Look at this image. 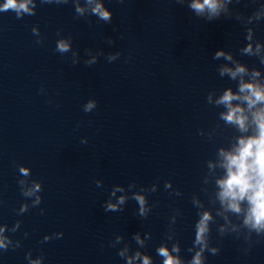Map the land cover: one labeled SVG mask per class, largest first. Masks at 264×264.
<instances>
[{
  "label": "water",
  "instance_id": "water-1",
  "mask_svg": "<svg viewBox=\"0 0 264 264\" xmlns=\"http://www.w3.org/2000/svg\"><path fill=\"white\" fill-rule=\"evenodd\" d=\"M33 2L35 15L18 19L12 10L0 12V227L21 244L0 251V264H29V251L32 259L43 255L42 264H127L136 252L141 257L133 264H142L144 255L162 264L156 249L161 244L170 249L177 241L187 264L198 219L193 195L204 204L200 210L214 217L209 239L220 251L206 252V264H264V239L255 233L249 251L246 230L240 239L232 232L218 234L225 222L216 216L218 202H211L215 189L202 182L205 162L215 161L216 149L230 147L241 135L219 120L223 107L206 102L209 92L215 100L224 89L238 88L239 78L220 77L219 67L234 68L238 62L249 74L259 71L264 83L260 56L242 52L249 43L253 48L259 43L264 55V0H232L228 12L212 21L197 16L191 0H101L113 13L111 23L94 15L77 17L71 0ZM80 3L83 7L84 0ZM40 38L43 42L37 43ZM69 38L72 51L56 52V41ZM85 49L104 55L88 66L84 61L91 55ZM220 50L233 61L214 60ZM117 51L120 57L109 63L107 54ZM89 99L98 104L86 113L83 105ZM21 164L44 190L38 207L18 215L21 204L31 203L17 183ZM216 175H222L219 169ZM165 181H171V188L164 189ZM116 186L124 192L112 202L126 196L124 210L105 212L103 205ZM177 190L182 195L176 196ZM133 194L146 197L152 209L147 219L137 215ZM229 219L234 225L241 222L231 214ZM17 220L21 226L11 233ZM54 232L63 237L42 243ZM136 234L143 246L136 243ZM125 249V256H119Z\"/></svg>",
  "mask_w": 264,
  "mask_h": 264
},
{
  "label": "clouds",
  "instance_id": "clouds-1",
  "mask_svg": "<svg viewBox=\"0 0 264 264\" xmlns=\"http://www.w3.org/2000/svg\"><path fill=\"white\" fill-rule=\"evenodd\" d=\"M42 4H68L69 0H40ZM178 4H183L185 0H176ZM240 0H237L239 3ZM74 5V10L77 17H85L86 15H94L99 21L105 23H111L113 13L109 11L105 4L101 0H84V6H81L80 0H71ZM232 3V0H191L189 7L195 11L199 17H204L208 21L218 19L222 13L228 12V5ZM264 7V5H262ZM36 4L33 0H5L0 5V12H7L12 10L16 13V17L22 18L23 14L35 15L34 9ZM260 19L259 14L256 16ZM32 33L35 36H40L39 31L36 28L32 29ZM59 35V33H58ZM247 39L252 40L251 31H249ZM37 43H42V38L37 39ZM108 44L111 45L114 41L109 38ZM56 52L61 54L72 51L71 39H58L56 41ZM243 54L249 56H260V63L264 64V55H261L262 47L259 43L253 48L249 43L247 47L242 49ZM86 55H91L90 49H85ZM76 53H73L75 56ZM104 55L102 51L97 55H91V59H87L84 63L88 66L94 65L98 61V57ZM120 52L109 53L106 59L109 63L117 60L120 57ZM221 58L232 62L233 57L231 54L225 53L220 50L217 51L213 59L220 60ZM127 59H130L128 57ZM77 61H73V64ZM235 67H229L227 65H221L218 69L220 77L227 76L230 80L236 81L239 78L238 88L234 92L231 87L223 90L222 94L213 100V92H209L206 97L208 105L213 107H223L224 111L219 113V120L226 126L235 128L241 135L235 138V143H232L230 147H219L215 151V161L208 159L206 163L207 171L203 175V184L211 185L214 187V200L212 203L219 204V208L216 210V216L221 217L224 220V224L221 225L217 232L223 237L228 235L229 232L236 233L235 238L240 239L241 230H246L244 240L249 243L251 249L253 243V233L260 239H264V83L259 82L258 77L260 72L253 70L250 74L246 67L238 62H234ZM250 75L251 79L245 81L244 76ZM44 89L41 88V92ZM98 102L95 99H89L83 105V111L86 113L92 112L96 109ZM79 127V124H77ZM199 135H204L202 130H198ZM208 138L211 140V134ZM82 144L87 143L86 138L81 139ZM219 169L222 175L217 176L216 171ZM18 172L20 178L17 183L20 192L26 200H30L31 203L25 202L21 204L17 214L22 215L29 210V208L38 207L43 197L42 181L31 179L32 171L29 167L24 165H18ZM99 187L100 182L95 181ZM171 181L164 182V189L171 188ZM135 187V182L129 184V188ZM152 193L156 192L155 184L149 190ZM201 191L206 195L209 194L208 188H201ZM117 192H124V188L116 186L111 190L109 199L104 203L105 212H121L124 210L123 206L126 203L127 197L124 195L119 196L116 202H112V197H116ZM171 195V193H170ZM176 196L182 195L180 190L175 193ZM132 199L135 200L139 206L137 215L142 219H147L149 213L152 211L147 206V200L144 195L133 194ZM192 205L198 209L197 217L194 224V240L192 245L187 249L189 253H194L187 261V264H206L207 257L205 253L211 255H217L220 251L219 247L213 246L210 243V224L214 221V217L209 210H200L204 208V204L193 195L191 198ZM40 214H45V209H40ZM229 214L240 218L239 225L232 224L229 219ZM179 215V212H177ZM172 222H176V217L173 216ZM21 226V221L17 220L11 229V233L17 232ZM5 228L0 227V251L6 252L9 249L15 250L21 247L20 241L17 240L13 243L11 236L4 235ZM25 236L28 233L24 234ZM150 236V234H149ZM63 237V232H54L43 237L42 243L51 241L52 239H60ZM117 242L121 237H117ZM137 244L143 246L144 240H141L139 234L134 236ZM169 240L173 239V236H168ZM127 249L118 253L123 257L126 254ZM181 248L179 242L173 243L171 248L161 244L156 249V254L162 258V264H185L180 257ZM141 257L140 252H136L134 256L128 257L127 264H133L136 259ZM29 264H42L44 260L43 255L37 256L36 259H32V253L29 251L25 257ZM142 264H152V259L149 255H144L142 258Z\"/></svg>",
  "mask_w": 264,
  "mask_h": 264
}]
</instances>
